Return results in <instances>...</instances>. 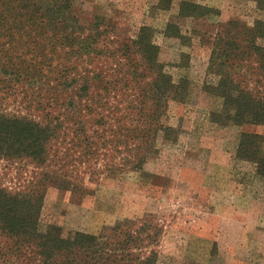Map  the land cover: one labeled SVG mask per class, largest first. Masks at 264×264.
Returning a JSON list of instances; mask_svg holds the SVG:
<instances>
[{
	"label": "rangeland",
	"instance_id": "obj_1",
	"mask_svg": "<svg viewBox=\"0 0 264 264\" xmlns=\"http://www.w3.org/2000/svg\"><path fill=\"white\" fill-rule=\"evenodd\" d=\"M161 1L68 0L67 30L47 27L48 40H18L0 19V115L51 129L43 165L0 158V186L39 189L42 228L98 235L127 222L144 227L148 251L166 264H264V179L234 159L242 132L262 136L264 157V126L214 124L209 111L219 101L205 92L217 80L207 76L210 42L228 22L264 21V0H191L218 10L210 20L180 18L182 0L165 10ZM168 24L182 39L165 35ZM142 27L151 30L164 71L174 83L187 80L189 92L161 117L171 135L159 132L153 150L128 164L138 141L114 142L131 116L123 88L151 81L143 71L140 83L130 75L143 69L132 44ZM241 65L245 86L263 94L255 62Z\"/></svg>",
	"mask_w": 264,
	"mask_h": 264
},
{
	"label": "trees",
	"instance_id": "obj_2",
	"mask_svg": "<svg viewBox=\"0 0 264 264\" xmlns=\"http://www.w3.org/2000/svg\"><path fill=\"white\" fill-rule=\"evenodd\" d=\"M67 1L0 0V19L1 22L7 19L8 32L18 40L26 41L25 37L31 34L48 40L47 27L61 35L67 30ZM169 2L162 0L161 9L165 10ZM217 16L218 10L191 0H182L178 5L180 18L210 20ZM150 31L142 27L132 42L143 69L135 67L130 75L140 83L143 71L151 81L144 86H129V90L123 88L132 97L127 108L131 116L129 125H123L118 133L123 139L118 136L114 142L115 147V143L127 145L131 140L138 141L130 151L133 153L124 159L128 164L133 163L131 159L136 155L153 150L159 132L165 139L171 135L172 129L161 125V117L169 102L182 103L189 92L187 80L182 78L174 83L164 71L158 60L159 48L153 44ZM164 32L167 37L182 39L179 28L172 24L166 25ZM25 41L20 42L21 47L27 46ZM28 47L35 51L34 42ZM251 60L256 64L259 83L264 88V21L256 20L251 27L238 21L226 23L210 42L207 67V76L217 78L214 85L205 87V92L219 101L218 108L209 111L214 124L264 126V93L247 88L239 75L241 64ZM124 85L128 86L125 82ZM109 89L99 87L105 94ZM50 130L26 118L0 115V158H26L43 165L48 159L46 143ZM262 140L257 134L240 133L234 159L248 163L253 167V174L264 179V157L259 152ZM33 188L29 192L9 193L0 186V238L5 240L0 244V264H166L160 261L158 253L148 251L145 241L151 238L144 227L134 229L127 222L117 223L98 235L65 233L54 225L42 228L41 195L39 189Z\"/></svg>",
	"mask_w": 264,
	"mask_h": 264
}]
</instances>
